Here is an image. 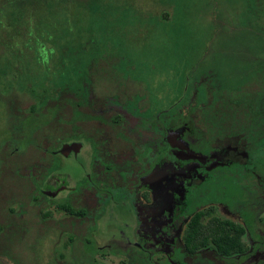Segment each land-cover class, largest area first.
Here are the masks:
<instances>
[{
    "label": "rangeland",
    "instance_id": "rangeland-1",
    "mask_svg": "<svg viewBox=\"0 0 264 264\" xmlns=\"http://www.w3.org/2000/svg\"><path fill=\"white\" fill-rule=\"evenodd\" d=\"M99 68L137 89L141 86L154 101L150 111L159 112L162 125L171 122L168 110L173 109L177 149H189L182 141L193 142L192 135L201 133L197 113L205 116L219 112L215 104L226 106L217 95H244L251 108H240L236 122L244 125L256 112L254 122L263 125L264 0H0V85L15 87L9 98L2 99L14 104L17 136L18 117L29 112L26 106L32 105L39 115L43 102L48 110L43 123L54 116L35 140L52 145L70 134V95L79 75L89 71L96 75L93 90L98 98L113 94H104L111 83L102 73L97 77L94 70ZM62 93L67 103L59 114L55 104ZM28 120L23 128L30 134L34 126ZM251 144L250 150L263 156L264 133ZM19 146L13 155L0 149V264H71L68 250L78 245L74 249L78 254L84 236L66 235L69 225L55 222L62 217L59 211L51 220L39 219L46 218L43 212L29 208L30 178L46 173L49 163L60 166L52 173L68 174L76 187L77 167L82 163L50 156L41 159L33 149L22 154ZM81 157H89L87 147L79 161ZM242 177L234 173L220 177L210 185L211 196L233 209L252 230L256 221L251 224L248 218L264 213V207L251 205L259 188ZM115 211L120 219V209ZM74 230H84V225L78 222Z\"/></svg>",
    "mask_w": 264,
    "mask_h": 264
},
{
    "label": "flooded vegetation",
    "instance_id": "flooded-vegetation-1",
    "mask_svg": "<svg viewBox=\"0 0 264 264\" xmlns=\"http://www.w3.org/2000/svg\"><path fill=\"white\" fill-rule=\"evenodd\" d=\"M94 71L98 73L97 77L100 78L102 73L105 81L111 83L103 89L104 94H113L98 98L93 90L96 75L90 71L79 75V82L70 95L71 133L58 137L52 145L35 140L37 132L54 116H49L43 123L47 118V105L42 103L39 115L32 105L26 106L29 112L18 117L20 135L17 136L14 104L11 99L8 104L2 99L9 98L15 87L0 85V149H8L9 155H13L20 143L22 154L33 149L43 156L41 159L50 156L82 163L77 167L79 174L74 181L79 180L76 187L71 185L73 180L68 174L52 173L60 166L51 167L49 163L46 173L30 178L33 194L29 208L43 212L46 218L39 219L42 222L51 220L59 211L62 217H57L55 222L69 225L66 235L84 236L78 254L74 250L78 245L70 246L68 262L264 264V213L260 211L248 218L250 223L256 221L249 230L233 209L211 196L210 187L229 173H234L236 178L243 176L244 181H254L259 188L257 200L251 205L264 207V153L257 157V151L250 150L251 140L264 133V124L254 122L256 112H252V118L245 120L244 125L236 122L240 108H251L249 99L244 95H217L226 106L218 103L215 105L219 112L205 116L203 112L197 113L196 121L202 124L201 133L197 131L192 135L193 142L182 141L189 149H177L173 109L168 110L172 114L171 122L162 125L159 112L150 111L154 101L148 99L141 86L137 89L132 82L127 84L126 79H118L119 75L104 68ZM60 96L61 100L55 104L59 114L67 103L65 95ZM28 118L34 126L30 134L23 128ZM83 124L87 125V130ZM69 137L71 139L65 141ZM189 138L190 134H187L186 139ZM69 144L79 145L68 156L62 155V147ZM86 147L89 157L87 160L81 157L79 161L81 151ZM75 205L77 209H74ZM116 208L120 209V219L116 216ZM9 213L13 214V210ZM199 213L200 232L205 238L201 242L194 238V244H187L189 224ZM7 218H11L10 214ZM76 222L82 223L84 230L76 232ZM223 222H230L235 227L225 228ZM220 225L223 227L218 231L222 234L240 235L238 240L242 249H229L212 242L209 235L214 226ZM54 230L64 234L60 227ZM160 257H166L165 261Z\"/></svg>",
    "mask_w": 264,
    "mask_h": 264
},
{
    "label": "trees",
    "instance_id": "trees-1",
    "mask_svg": "<svg viewBox=\"0 0 264 264\" xmlns=\"http://www.w3.org/2000/svg\"><path fill=\"white\" fill-rule=\"evenodd\" d=\"M200 216H201V213L196 214L189 224V230L187 232L188 238H186L187 244L189 243H191V245L194 244L192 243L194 238L197 240V242H201V240L205 238V236L202 235V232H200V230L202 229V226L200 225V220H199ZM223 226L225 228L235 227L230 222H223ZM223 226L220 225L219 227L217 226L213 227V233L209 235L212 242H214L218 246L227 247L229 249H232V248L242 249L241 243L238 240L240 235H238V237H235V235L233 234H222L221 232L218 231V228L223 227ZM224 249L226 250V248Z\"/></svg>",
    "mask_w": 264,
    "mask_h": 264
},
{
    "label": "water",
    "instance_id": "water-1",
    "mask_svg": "<svg viewBox=\"0 0 264 264\" xmlns=\"http://www.w3.org/2000/svg\"><path fill=\"white\" fill-rule=\"evenodd\" d=\"M79 144H69V145H64L63 147H62V149H61V154L62 155H64V156H68V154L70 153V152H72V150L76 147V146H78ZM74 150H76V149H74Z\"/></svg>",
    "mask_w": 264,
    "mask_h": 264
}]
</instances>
